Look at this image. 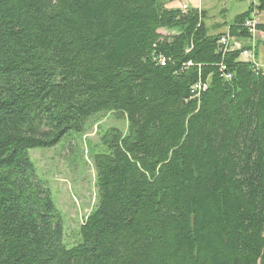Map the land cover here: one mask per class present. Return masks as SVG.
I'll return each mask as SVG.
<instances>
[{
  "label": "trees",
  "instance_id": "16d2710c",
  "mask_svg": "<svg viewBox=\"0 0 264 264\" xmlns=\"http://www.w3.org/2000/svg\"><path fill=\"white\" fill-rule=\"evenodd\" d=\"M254 1L208 35L202 11L159 0H0V264H264ZM105 113L127 129L101 135L96 205L66 248L28 151Z\"/></svg>",
  "mask_w": 264,
  "mask_h": 264
},
{
  "label": "rangeland",
  "instance_id": "374dc122",
  "mask_svg": "<svg viewBox=\"0 0 264 264\" xmlns=\"http://www.w3.org/2000/svg\"><path fill=\"white\" fill-rule=\"evenodd\" d=\"M167 9L195 8L204 13L203 23L208 35L225 33L235 18L250 7L254 0H159ZM251 16L264 24V12L253 10ZM163 35L171 33L160 31ZM264 39V32L254 39ZM109 128L126 132L127 121L123 117L105 113L89 119L84 133L70 132L54 147L36 148L28 151L36 175L50 193L51 201L63 222V244L73 247L78 241L79 228L87 215L95 208V169L93 158L105 152L100 137Z\"/></svg>",
  "mask_w": 264,
  "mask_h": 264
},
{
  "label": "built area",
  "instance_id": "2783aa9c",
  "mask_svg": "<svg viewBox=\"0 0 264 264\" xmlns=\"http://www.w3.org/2000/svg\"><path fill=\"white\" fill-rule=\"evenodd\" d=\"M187 8L186 5L182 6V9L185 10ZM257 25H258V21L254 18V16H250L249 19H247L244 22V28H246V30L248 31V33L251 36V40L249 42V48L246 50H243L241 52V58L248 63H254L256 64L257 68H260L264 71V68L260 67L254 57V51H255V46H254V39L257 35H259V30L257 29ZM229 41H232V39H228L227 37H222L220 39V43L223 46L228 45ZM234 47H239L238 42H233ZM159 64L163 65V60H159ZM227 79L230 78L229 75L226 76ZM205 85H201V84H195L193 85V87L191 88V92L195 95H197V93H199L200 91L205 89Z\"/></svg>",
  "mask_w": 264,
  "mask_h": 264
},
{
  "label": "crops",
  "instance_id": "0c3cea01",
  "mask_svg": "<svg viewBox=\"0 0 264 264\" xmlns=\"http://www.w3.org/2000/svg\"><path fill=\"white\" fill-rule=\"evenodd\" d=\"M258 23L262 24L260 22ZM256 62L260 67L264 68V39H261L257 42Z\"/></svg>",
  "mask_w": 264,
  "mask_h": 264
},
{
  "label": "bare ground",
  "instance_id": "6f19581e",
  "mask_svg": "<svg viewBox=\"0 0 264 264\" xmlns=\"http://www.w3.org/2000/svg\"><path fill=\"white\" fill-rule=\"evenodd\" d=\"M252 65V64H251ZM255 66H256V64H255Z\"/></svg>",
  "mask_w": 264,
  "mask_h": 264
}]
</instances>
